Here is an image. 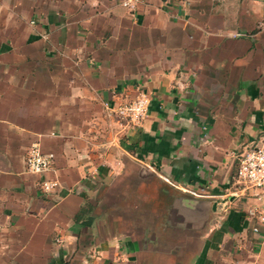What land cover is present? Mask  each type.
I'll return each mask as SVG.
<instances>
[{
	"label": "crops",
	"instance_id": "0c3cea01",
	"mask_svg": "<svg viewBox=\"0 0 264 264\" xmlns=\"http://www.w3.org/2000/svg\"><path fill=\"white\" fill-rule=\"evenodd\" d=\"M123 1L0 0V264H264L236 182L264 139V0ZM138 90L140 125L107 116Z\"/></svg>",
	"mask_w": 264,
	"mask_h": 264
},
{
	"label": "built area",
	"instance_id": "2783aa9c",
	"mask_svg": "<svg viewBox=\"0 0 264 264\" xmlns=\"http://www.w3.org/2000/svg\"><path fill=\"white\" fill-rule=\"evenodd\" d=\"M137 0H124L125 6L133 7ZM150 107V96L146 91L138 90L133 96L111 104L104 102L107 116L122 119L130 125H140L146 118ZM54 156L52 153L41 151L37 143L32 144L25 157L27 171L46 174L52 169ZM236 182L245 188L256 190L261 204L248 208V217L264 226V139L257 145L244 149L238 155L236 168ZM58 182L49 177L40 181V189L43 192L53 191ZM257 226H254V230Z\"/></svg>",
	"mask_w": 264,
	"mask_h": 264
},
{
	"label": "water",
	"instance_id": "95a60500",
	"mask_svg": "<svg viewBox=\"0 0 264 264\" xmlns=\"http://www.w3.org/2000/svg\"><path fill=\"white\" fill-rule=\"evenodd\" d=\"M190 193V192H189ZM191 195H193L191 193ZM227 198H221V197H217L216 199H214V201L212 202V205H211V208L213 210L215 209H219V210H222L224 211L225 207H226V204H227Z\"/></svg>",
	"mask_w": 264,
	"mask_h": 264
},
{
	"label": "rangeland",
	"instance_id": "374dc122",
	"mask_svg": "<svg viewBox=\"0 0 264 264\" xmlns=\"http://www.w3.org/2000/svg\"><path fill=\"white\" fill-rule=\"evenodd\" d=\"M252 190H255V189H252Z\"/></svg>",
	"mask_w": 264,
	"mask_h": 264
}]
</instances>
